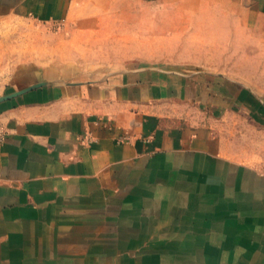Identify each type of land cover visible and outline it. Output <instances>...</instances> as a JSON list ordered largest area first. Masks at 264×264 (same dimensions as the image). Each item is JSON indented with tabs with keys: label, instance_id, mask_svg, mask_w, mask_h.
<instances>
[{
	"label": "crops",
	"instance_id": "crops-1",
	"mask_svg": "<svg viewBox=\"0 0 264 264\" xmlns=\"http://www.w3.org/2000/svg\"><path fill=\"white\" fill-rule=\"evenodd\" d=\"M134 2L0 0V17L66 23L56 52L0 75V264H264L263 93L87 65L147 61L115 49L145 44L115 16ZM232 2L264 23V0ZM8 44L0 24V59Z\"/></svg>",
	"mask_w": 264,
	"mask_h": 264
},
{
	"label": "rangeland",
	"instance_id": "rangeland-1",
	"mask_svg": "<svg viewBox=\"0 0 264 264\" xmlns=\"http://www.w3.org/2000/svg\"><path fill=\"white\" fill-rule=\"evenodd\" d=\"M97 1L100 4L108 2ZM134 1L138 5V13H119L115 16L143 26V30L140 27L139 30L131 29L129 33L131 42L143 41L145 44L115 49L122 52L128 49L130 55L141 52L147 61L87 65L116 67L144 64L193 71H220L262 92L264 96V23L254 19L252 14L245 13L232 0ZM0 24L13 25L14 42L13 46H6L7 55L0 59V75L8 73L20 60L56 52L57 43L65 40V21L50 25L13 16L0 17Z\"/></svg>",
	"mask_w": 264,
	"mask_h": 264
},
{
	"label": "bare ground",
	"instance_id": "bare-ground-1",
	"mask_svg": "<svg viewBox=\"0 0 264 264\" xmlns=\"http://www.w3.org/2000/svg\"><path fill=\"white\" fill-rule=\"evenodd\" d=\"M9 46V45H8Z\"/></svg>",
	"mask_w": 264,
	"mask_h": 264
}]
</instances>
